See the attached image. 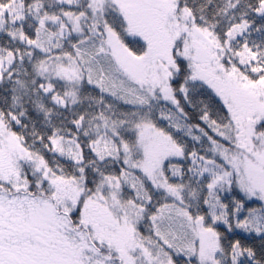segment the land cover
Listing matches in <instances>:
<instances>
[{
	"label": "snow or ice",
	"instance_id": "6c2138e0",
	"mask_svg": "<svg viewBox=\"0 0 264 264\" xmlns=\"http://www.w3.org/2000/svg\"><path fill=\"white\" fill-rule=\"evenodd\" d=\"M0 264H264V0H0Z\"/></svg>",
	"mask_w": 264,
	"mask_h": 264
}]
</instances>
